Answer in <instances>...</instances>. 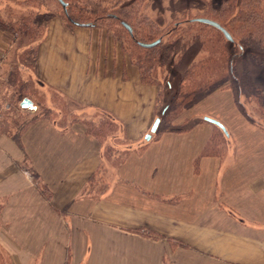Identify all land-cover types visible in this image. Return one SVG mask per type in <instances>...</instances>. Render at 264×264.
Masks as SVG:
<instances>
[{"label": "crops", "instance_id": "obj_1", "mask_svg": "<svg viewBox=\"0 0 264 264\" xmlns=\"http://www.w3.org/2000/svg\"><path fill=\"white\" fill-rule=\"evenodd\" d=\"M106 33L53 20L37 66L45 101L25 109L9 84L17 44L0 31V249L10 264H264V152L241 151L239 138L227 161L206 154L201 122L147 141L156 89L143 98L149 86ZM49 96L107 112L142 141L118 180L110 164L108 181L103 145L81 121L63 124Z\"/></svg>", "mask_w": 264, "mask_h": 264}, {"label": "trees", "instance_id": "obj_2", "mask_svg": "<svg viewBox=\"0 0 264 264\" xmlns=\"http://www.w3.org/2000/svg\"><path fill=\"white\" fill-rule=\"evenodd\" d=\"M138 1L0 0V31L16 42V52H19V63L9 76V84L18 98L17 103L20 105L25 99L35 97L34 92L40 88L41 81L38 77L37 66L41 47L48 37L51 22L60 19L68 28L89 27L102 29L104 25H110L111 27L119 25L128 40L136 44V48L141 53H146L145 58L143 56V58L136 57L137 59H135L132 57L133 52H136L137 49L127 48L129 54H131V59L140 72L141 82L147 85L151 83L147 78V74L150 73L149 69L153 72L155 66L157 68L163 67V63L165 66L166 58L173 53L180 42L185 43L190 40L189 42L205 48L209 46V43H216L220 38L219 41L224 47L221 55L226 54L224 58L227 59V61L224 60L225 66H223L220 75L225 80L230 81L231 85H235L238 91L235 88L231 89L239 92V96H242L245 102H254L261 109L264 119V83H262L264 79H253L251 72V66L264 70V0H217L216 5L218 8L213 7L210 2V7L204 9L203 15L191 17L186 12L184 17L187 15V18L176 21L173 27H170L165 21L159 23L140 16L137 9ZM198 19H208L219 23L232 36L233 41H228L221 31L198 22ZM126 26H129L132 32ZM158 41L160 42L151 48L142 46V44H153ZM177 60L176 64L178 63ZM193 63L185 72L181 73L175 104H181L185 98L192 96L201 86L211 83L212 68L210 67V60H201L196 63L194 61ZM162 69L164 70V67ZM254 72H257V69ZM155 80L157 81V76H155ZM154 85L159 87L157 84ZM158 98L160 99V93ZM87 109H89L88 111L91 109L97 111L93 112V116H97V118L99 116V118L89 122L78 120V117L75 118L74 115H66L61 120L68 121L70 119L73 121L72 123L76 124L82 122L86 128V133L95 137L101 145H105L106 151L115 153L117 158L122 157L125 152L129 154L130 150L120 153L117 151L119 148H116L119 142L115 143L117 140V138L114 139L115 134L119 128L123 127L120 121L102 110ZM48 115H50L49 110H44L42 116L46 117ZM162 116H165L163 111L162 115L156 118L161 119V123L164 120ZM64 123L66 124V122ZM175 130L176 132L185 131L177 130L175 127L162 129L161 131L160 124L157 133L152 135V139L159 136L160 133L174 132ZM220 131L224 137L223 141L230 138L226 130L220 128ZM216 139H213V141L216 142ZM127 143H130V141L127 140ZM220 144L221 142L218 140L217 145ZM114 149L117 150L114 151ZM141 149L145 150V147ZM2 208L3 206L0 205V210ZM137 232L146 237L159 238V235L146 229H140ZM0 264H8L7 257L1 249Z\"/></svg>", "mask_w": 264, "mask_h": 264}, {"label": "rangeland", "instance_id": "obj_3", "mask_svg": "<svg viewBox=\"0 0 264 264\" xmlns=\"http://www.w3.org/2000/svg\"><path fill=\"white\" fill-rule=\"evenodd\" d=\"M210 2L212 3L213 7L218 8L216 5V3H218L217 0H139L137 9L140 16L150 18L153 21L155 20L159 23L165 21L170 27H173L176 21L187 18V15L184 17V13L186 12L191 17L203 15L204 9H206V7H210ZM135 22L137 23V21ZM51 30L53 33L54 28L52 27ZM100 30L101 32H107L106 34L109 37H112L116 48L118 47L120 51L123 52L134 65L135 63L131 59V54H129L127 48L132 47V50L137 49L136 52H133L135 56L133 55L132 58L137 59L139 57L143 58V56L144 58L146 57L145 52L141 53V51L136 48L137 45L131 40H128L125 33L121 31L122 29L119 25L112 27L110 25H104ZM219 40L220 38H218L216 43H209V46H206L205 48L200 47V45H197L196 43L189 42L190 40H187L188 42L185 43L180 42V44H177L173 53L166 58L165 66L163 63L162 66L164 67V70L161 66L159 68L155 66V70L153 72H151V69H149L150 73L147 74V78L151 83L150 85L145 84L149 87H144L142 90H139V93H141L143 98L147 100L148 97L152 95V90H154L150 87L156 89V98L155 102L153 103V112L156 118L162 115V111L163 115H165L162 116L164 120L161 123V130L175 127L177 130L188 131V129H191V125L196 126L201 122V124H203V126H205L210 133L209 145L207 146L205 153L224 154L220 157L221 159L227 161L231 157V154L238 152L236 145H238L237 139L239 138H241L239 144L243 148L241 151L247 152V150L252 147V150H250L251 152H264V146L261 147V145H264V119L261 109L257 107L254 102H245L243 97L239 96V92H236L238 89L235 87V85H231L230 81L225 80L223 76L220 75L222 74V68H224L223 66H225L224 60L227 61V59L224 58L226 54L224 56L221 55L224 47ZM100 52H102V48ZM207 59L210 60V67L212 68L210 76L211 83L201 86L200 89L192 96L185 98L181 104H175V97H177V87L181 73L185 72L188 67L193 65L194 61L196 63ZM176 60L178 61L177 64ZM135 67L137 68L136 65ZM256 69L257 72H254ZM251 70L253 79H264V70L262 68H255L251 66ZM155 76H157V81L155 80ZM154 84L159 85V87ZM231 88H235L236 91H233ZM159 93L160 99L158 98ZM34 95L36 96V101H39L43 104L45 101V94H43L39 89H36ZM49 98L55 105H59L60 109L64 112L63 114H59V118L61 119L66 115H74L75 118L78 117V120H87L89 122L99 118V116L98 118L97 116H93V112H97L94 109L93 111L92 109L88 111L89 109L70 103L67 100L65 101L61 98L53 99L51 96H49ZM63 105L65 106L64 109ZM146 110H148L147 107ZM186 115H188L189 119H187L181 125L176 124V121L180 120L181 117ZM207 119H212L221 123L225 127V130L229 133L230 138L227 140L225 139L226 141H223L224 137L220 131V128L208 122ZM68 121H70V119ZM68 121L66 120L65 122L69 123ZM234 126L240 127L239 130L232 129L230 133L228 128ZM125 131L126 129L122 127L116 132L114 139L117 138L115 143L117 144L119 142V145L117 144L116 146V148L119 149H114V151L117 150L120 153H124L126 150H130V153L136 152L137 149L141 147L142 141H140V143H133L132 140L127 137ZM148 135L149 134L146 136ZM259 137H263V140L261 141ZM215 138H217V141L220 140L221 144L219 146L217 145V141H213ZM127 140L128 142L130 141V143H127ZM254 144L258 146H255ZM259 144L261 145L259 146ZM103 147L104 153L106 154L104 161L105 163H108V181L110 164L113 165L112 168H114V171L116 172L114 173V179L116 181L119 179L118 173L124 164L125 159L127 158L126 155H129L130 153L128 154L125 152L126 155L123 154L122 157H115V159L112 161L111 158L112 156H116L115 153L106 151L105 145ZM255 147L256 149H254ZM133 148L135 149L134 151L132 150ZM152 239L159 240L162 239V236H159V238L153 237ZM173 246H175V249L178 247L177 244H174ZM7 261L8 264H10L8 257Z\"/></svg>", "mask_w": 264, "mask_h": 264}, {"label": "water", "instance_id": "obj_4", "mask_svg": "<svg viewBox=\"0 0 264 264\" xmlns=\"http://www.w3.org/2000/svg\"><path fill=\"white\" fill-rule=\"evenodd\" d=\"M197 21L200 22V23H203V24H206V25H209V26H212V27L216 28L217 30L221 31L224 34L225 38L228 41H230V42L233 41L232 36L219 23H217L215 21H212V20H208V19H198ZM126 27H127V29L130 32H132V29L129 26H126ZM159 42L160 41H158L156 43H153V44H142V46L145 47V48H151V47H154L155 45H157ZM21 106L23 108H25V109H35V107L33 105V102L31 100H29V99H25L22 102ZM207 121L212 123V124H214V125H216V126H218L219 128H221L222 130L225 131V127L221 123H219L218 121H215V120H212V119H207ZM160 124H161V119H159V118L156 119L154 124H153V126H152V128H151L150 134L148 136H146V140L147 141H150L152 139V135L157 133V131H158L159 127H160Z\"/></svg>", "mask_w": 264, "mask_h": 264}]
</instances>
